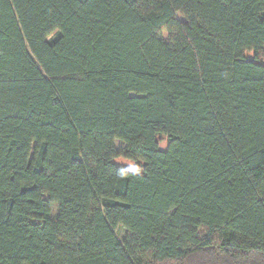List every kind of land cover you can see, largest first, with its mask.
<instances>
[{"label":"trees","instance_id":"trees-1","mask_svg":"<svg viewBox=\"0 0 264 264\" xmlns=\"http://www.w3.org/2000/svg\"><path fill=\"white\" fill-rule=\"evenodd\" d=\"M0 264H264V0H0Z\"/></svg>","mask_w":264,"mask_h":264},{"label":"rangeland","instance_id":"rangeland-1","mask_svg":"<svg viewBox=\"0 0 264 264\" xmlns=\"http://www.w3.org/2000/svg\"><path fill=\"white\" fill-rule=\"evenodd\" d=\"M122 145H123L122 142H120V141H117V142H116V146H117L118 148H120ZM117 163L120 164V165H122L123 167L128 168V169H133V168H135V163H132L131 161H127V160H125V159H123V158H119V159L117 160ZM117 233H118V235H119L120 237H122V230H118Z\"/></svg>","mask_w":264,"mask_h":264}]
</instances>
